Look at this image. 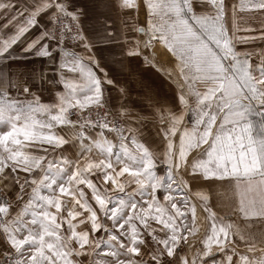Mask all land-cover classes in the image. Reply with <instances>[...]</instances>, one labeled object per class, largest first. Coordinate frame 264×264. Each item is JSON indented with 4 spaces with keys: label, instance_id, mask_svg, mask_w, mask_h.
<instances>
[{
    "label": "snow or ice",
    "instance_id": "1",
    "mask_svg": "<svg viewBox=\"0 0 264 264\" xmlns=\"http://www.w3.org/2000/svg\"><path fill=\"white\" fill-rule=\"evenodd\" d=\"M101 7L0 0V264H264V0ZM157 45L174 58L181 105L158 109L162 157L106 97L107 56L149 64ZM53 86L56 102L42 103ZM217 182L230 197L203 190ZM193 195L210 222L199 241ZM214 197L231 200L228 214Z\"/></svg>",
    "mask_w": 264,
    "mask_h": 264
},
{
    "label": "crops",
    "instance_id": "2",
    "mask_svg": "<svg viewBox=\"0 0 264 264\" xmlns=\"http://www.w3.org/2000/svg\"><path fill=\"white\" fill-rule=\"evenodd\" d=\"M87 6L90 16H95L100 12H107L108 9L101 7L105 0H77ZM227 5L231 8L232 5L238 4L239 0H226ZM114 15V14H113ZM238 16H243L244 19L239 21L240 26L259 27L261 18L254 13H238ZM140 21H144V16L139 17ZM47 23V17L42 21L41 26ZM87 26H91L92 21L88 20ZM40 29L33 32V36L38 33ZM244 34V33H239ZM78 51H82L77 49ZM29 59H32L29 57ZM150 63L145 64L141 58H135L131 62L127 59L120 63L121 57L118 54L108 55L107 61L109 66V78L116 80V86H109L106 92L108 107L114 113L118 114L120 110L127 107L130 110V118L136 121L135 127L139 128L138 139H140L150 151L162 157L165 151L166 144L161 132L162 128L167 127L161 122L159 108H170L173 111L179 112L181 105L178 100L179 90L175 82V77L178 72L174 58L166 52L165 49L157 45L149 53ZM152 64L156 66L153 67ZM35 67H40V62L37 61ZM169 74L173 79L169 78ZM125 91L122 93L120 89ZM57 87L53 86L51 89H45L39 93L41 102L45 104H53L56 102ZM23 100L24 97H21ZM190 103L194 104V100L190 98ZM189 117H185L187 124ZM59 134L70 137L72 129L69 127L56 129ZM157 172L167 175V165L163 163L162 159L157 160ZM192 184L193 191L197 190V184ZM204 191H212L222 193L225 197L231 196V185L228 183L220 184L217 182L212 188H204ZM191 202L197 208V227L198 231L196 237L189 236L190 240L199 241L205 235L209 221L207 213L204 211V203L198 200L194 195L191 196ZM215 208L213 210L228 214L231 208L230 199H222L214 197ZM237 223L243 227V223L237 218L232 217Z\"/></svg>",
    "mask_w": 264,
    "mask_h": 264
},
{
    "label": "rangeland",
    "instance_id": "3",
    "mask_svg": "<svg viewBox=\"0 0 264 264\" xmlns=\"http://www.w3.org/2000/svg\"><path fill=\"white\" fill-rule=\"evenodd\" d=\"M98 158V157H97ZM158 174H160V175H164V174H161L160 172H158ZM133 187H134V185H133ZM86 190V192L88 193V195L90 196L91 195V193H90V190H87V189H85ZM157 195L161 198V200H162V198H163V196L165 195V193H164V191L163 190H160V191H158L157 192ZM190 219H191V217H189ZM84 228V226L83 225H81L80 226V229H78V230H82Z\"/></svg>",
    "mask_w": 264,
    "mask_h": 264
},
{
    "label": "water",
    "instance_id": "4",
    "mask_svg": "<svg viewBox=\"0 0 264 264\" xmlns=\"http://www.w3.org/2000/svg\"><path fill=\"white\" fill-rule=\"evenodd\" d=\"M176 85H177V87H178V84L176 83ZM178 90H179V94H180V89H179V87H178Z\"/></svg>",
    "mask_w": 264,
    "mask_h": 264
},
{
    "label": "built area",
    "instance_id": "5",
    "mask_svg": "<svg viewBox=\"0 0 264 264\" xmlns=\"http://www.w3.org/2000/svg\"><path fill=\"white\" fill-rule=\"evenodd\" d=\"M110 110V109H109ZM111 112H113L112 110H110ZM114 113V112H113Z\"/></svg>",
    "mask_w": 264,
    "mask_h": 264
}]
</instances>
